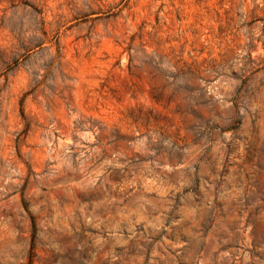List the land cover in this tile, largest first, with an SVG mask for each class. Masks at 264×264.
<instances>
[{
	"label": "rangeland",
	"instance_id": "obj_1",
	"mask_svg": "<svg viewBox=\"0 0 264 264\" xmlns=\"http://www.w3.org/2000/svg\"><path fill=\"white\" fill-rule=\"evenodd\" d=\"M0 264H264V0H0Z\"/></svg>",
	"mask_w": 264,
	"mask_h": 264
}]
</instances>
